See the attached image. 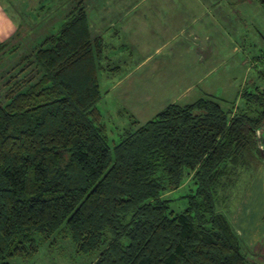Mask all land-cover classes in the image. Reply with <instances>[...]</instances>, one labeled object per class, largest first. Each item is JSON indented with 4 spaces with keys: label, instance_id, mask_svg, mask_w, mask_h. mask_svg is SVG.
<instances>
[{
    "label": "trees",
    "instance_id": "obj_1",
    "mask_svg": "<svg viewBox=\"0 0 264 264\" xmlns=\"http://www.w3.org/2000/svg\"><path fill=\"white\" fill-rule=\"evenodd\" d=\"M41 2L24 21L38 29L42 15L52 27L5 69L0 91V264L54 236L93 255L91 264H256L260 247L225 212L240 170L264 160V46L239 104L205 94L143 123L131 115L110 147L97 106L103 39L84 0L56 29V7ZM186 178V206L172 210L166 194Z\"/></svg>",
    "mask_w": 264,
    "mask_h": 264
},
{
    "label": "rangeland",
    "instance_id": "obj_2",
    "mask_svg": "<svg viewBox=\"0 0 264 264\" xmlns=\"http://www.w3.org/2000/svg\"><path fill=\"white\" fill-rule=\"evenodd\" d=\"M75 1L47 0L48 7L52 8V4L56 7L54 16L57 23L54 29L61 24L63 15ZM13 2L18 11H0V45H5L0 57L3 59L0 60V91L5 90V69L17 62L23 51L30 47L32 37L36 39L52 27L51 22L41 21L46 18L42 15L36 19L40 24L38 29L34 28L35 24L32 25L29 17L28 22L24 21L23 12L26 15L34 13L41 0ZM84 2L90 6L87 3L92 0ZM164 6V19L158 24L144 22L145 27L141 23L138 39L133 41L135 46H129L125 39V46L117 47L122 41L113 39L112 31L104 33L105 41L117 50L108 47L103 50V56L112 57L121 66L119 71H112L107 69L108 65L103 60V69L98 74L103 96L97 106L103 114L110 147L119 141L129 126L131 115L143 123L170 103H191L205 94L220 98L224 106L234 100L239 104L242 87L249 79L255 78L252 59L264 46V8L256 0H166ZM89 17L93 22L91 10ZM30 26H34L31 31ZM159 41L167 43L165 49L156 54L154 46ZM144 52L150 53L152 59L134 71V67L144 58ZM204 57L206 60L198 61ZM207 68L210 72L203 76ZM199 74L203 77L199 82L197 79L194 81ZM191 79L193 84L187 91ZM257 179L264 184V160L254 170H240L237 184L230 192L229 208L232 213L238 210V202L243 198L245 188ZM190 188L192 182L186 178L180 188L166 194L171 200L172 210L180 211L186 206L185 195ZM225 214L236 227L233 217L227 212ZM260 217L264 225V210ZM37 240L35 253L24 258L12 257L9 264H91L93 260L91 254L77 253L72 242L65 237ZM259 240L264 244V234ZM251 249L258 250L254 246ZM259 250L262 251V247Z\"/></svg>",
    "mask_w": 264,
    "mask_h": 264
},
{
    "label": "crops",
    "instance_id": "obj_3",
    "mask_svg": "<svg viewBox=\"0 0 264 264\" xmlns=\"http://www.w3.org/2000/svg\"><path fill=\"white\" fill-rule=\"evenodd\" d=\"M165 2L166 0H92V2L87 3L90 6H86L87 11L89 12L91 10L93 14V22L90 21L93 30L103 39V50L108 49V47L117 50L114 45L108 44L105 41V31H112L113 39L122 41L117 44V47L123 48L125 46V39L129 46H135L133 41L138 39L139 26L144 24V22L158 24L164 19V16H162V8L164 9ZM0 11L4 13L1 7ZM180 30L182 31L183 28ZM166 41H162V43L160 41L157 42L154 46V53L158 54L162 52L166 47ZM143 54H145L144 58L134 67V71L145 66V62H149L153 57L150 53L146 54L144 52ZM208 57H210V54ZM103 60L108 65L107 69H111L112 71H119L121 69L119 62L112 57L110 58L104 55ZM200 60H206V57L203 59L199 58L198 61L200 62ZM207 61L209 62V60ZM209 72L210 70L208 68L205 69L203 76ZM203 76L200 74L196 75L194 81L197 79V82H199ZM189 81L187 91L191 89L190 87L193 84V79ZM245 189L243 198L239 202L238 210L235 214H232L233 220L237 225L234 228L247 243L261 247V241L259 239L264 234V225L262 224L263 221L260 216L264 210V184L261 183L260 179H257V181ZM262 249V251H259L260 254L256 256V264H264V247Z\"/></svg>",
    "mask_w": 264,
    "mask_h": 264
}]
</instances>
